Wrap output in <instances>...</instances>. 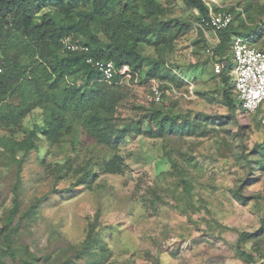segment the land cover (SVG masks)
<instances>
[{"label": "trees", "instance_id": "trees-1", "mask_svg": "<svg viewBox=\"0 0 264 264\" xmlns=\"http://www.w3.org/2000/svg\"><path fill=\"white\" fill-rule=\"evenodd\" d=\"M184 2L198 11L197 26H205L203 20L209 17V7L202 0ZM240 4L245 5V15L242 9H237L239 5L219 8L213 4L216 12H230L234 19L227 27L216 30L219 41L212 47L210 57L203 63L190 65L198 69L212 61L224 64L211 75L214 80L220 78L223 88L196 89L191 94L192 83L178 71L183 66L173 59L170 61L169 57L177 56L178 39L193 23L170 17L161 0H0V65L3 68L0 74V166L5 167L7 177L14 175L10 185L12 203L4 208L1 217L0 264H102L110 254L98 225L100 211L89 221L84 240L77 245L70 244V254L64 250L36 253L22 242V230L39 218L47 200L44 196L26 206L22 203V171L33 151L37 152L39 163L49 165L54 172L55 184L76 174L78 181L74 186L86 184L90 188L98 174L117 175L128 168L119 148L131 132L165 143L164 139L170 137L205 136L219 129L213 128L216 116L193 108L178 109L180 100L177 99L168 104V95L178 91L185 98L193 95L212 105L221 103L230 112L225 116L227 120H233L240 108L242 113L254 116L257 125H264V117L259 119V113H245L235 82L231 85L232 76L226 72L233 56L234 37L251 36V44L256 45L264 34L262 23L251 24L257 12L263 10L262 5L255 0H240ZM198 29L199 35L193 44L201 49L209 44L204 30L199 26ZM67 36L79 39L89 50L66 49L63 39ZM150 49L157 53L148 54ZM193 52L197 54L196 50ZM90 58L113 61L117 70L127 64L130 77L118 73L109 82L89 62ZM137 80L149 83L150 105L141 107L144 112L138 120L131 118L122 123L121 105L128 98V85ZM154 80L162 83L164 92L160 101L152 97ZM36 110L39 114L33 115ZM29 116L32 126L26 127L24 122ZM83 138L84 142L100 148L95 160H85L79 170L75 158L68 153L62 159L47 161L53 149L65 146L76 152ZM162 149L161 159L173 166L176 162L173 150L167 144L165 147L163 144ZM253 155L255 160L250 158ZM245 159L251 168L258 164L263 170L264 142L247 152ZM184 162L190 164L187 159ZM183 182L192 189L188 179L183 178ZM65 190L73 192L70 187ZM231 191L243 205L264 200V193L246 194L243 186ZM76 196L71 194L70 198ZM263 233L264 217L256 233L242 232L236 243V254L247 263L264 264L245 247Z\"/></svg>", "mask_w": 264, "mask_h": 264}, {"label": "rangeland", "instance_id": "rangeland-1", "mask_svg": "<svg viewBox=\"0 0 264 264\" xmlns=\"http://www.w3.org/2000/svg\"><path fill=\"white\" fill-rule=\"evenodd\" d=\"M161 1L170 17L193 23L178 39L177 56L169 57L170 61L183 66L178 71L194 85V91L222 89L220 78H211L218 62L212 61L205 68L190 67L207 60L216 45L207 40V47L197 49L193 44L200 31L195 19L198 11L184 0ZM255 1L263 10L254 12L256 20L251 24L262 23L264 30V0ZM214 3L219 8L239 5L237 9H242L245 15V5L240 0ZM208 33L212 40L216 39L217 34ZM256 47L264 48V34ZM208 48L211 52H207ZM147 53L154 55L157 51L150 49ZM235 67L232 56L226 69L232 76L231 85L235 82ZM127 90L128 98L121 105L122 123L131 118L138 120L144 112L141 107L150 105L149 83L137 80ZM178 92L168 95V104L177 99L178 109L193 108L216 116L213 128L219 129L205 136L170 137L164 139L165 143L131 132L119 148L128 168L117 175L98 174L90 188L86 184L74 186L78 181L76 174L55 184L54 172L49 165H41L37 152L33 151L22 171V203L26 206L44 196L47 200L39 218L22 230V242L36 253L64 250L70 254V244L84 240L89 221L100 211L98 225L110 251L102 264H250L236 254V243L242 232L256 233L262 227L264 200L243 205L234 198L231 189L243 186L246 194L264 193V169L258 164L251 168L245 159L247 152L264 142V125H257L255 117L242 113L240 108L233 120H227L225 116L230 112L221 103L212 105L193 95L185 98ZM38 114L36 110L33 115ZM24 125L32 126L31 116ZM84 141L85 138L76 152L65 146L53 149L47 161L62 159L68 153L75 158L79 170L85 160H95L100 154L97 145ZM163 144L174 148L173 166L161 159ZM253 157L250 158L255 160ZM7 175L5 167L0 166V224L4 208L10 207L13 199L10 185L14 175ZM183 178L189 180L192 189L187 188ZM67 187L73 192H67ZM71 194L77 196L70 198ZM245 247L259 263H264V233Z\"/></svg>", "mask_w": 264, "mask_h": 264}, {"label": "built area", "instance_id": "built-area-1", "mask_svg": "<svg viewBox=\"0 0 264 264\" xmlns=\"http://www.w3.org/2000/svg\"><path fill=\"white\" fill-rule=\"evenodd\" d=\"M209 7V17L205 22V26L198 24L205 32L206 38L212 45L218 43L219 38L212 40L209 31L216 34V30L222 29L230 25L234 19L230 12H216L213 3L216 0H202ZM211 30H210V29ZM251 36L244 37L237 35L233 39L232 51L236 67L235 74V89L242 102V108L247 114L259 113V119L264 117V49L257 48L251 44ZM63 43L68 50L72 51H88L89 47L83 44L79 39H74L73 36H67L63 39ZM207 52H211L208 48ZM98 68L105 80L111 82L116 74H121L125 78L130 77L129 65L125 64L121 69L117 70L113 61L93 60L89 59ZM224 64L217 63L216 71H220ZM3 68L0 65V74ZM152 97L156 101H160L163 95L162 83L154 80L151 85ZM194 87L191 84L190 93L193 94Z\"/></svg>", "mask_w": 264, "mask_h": 264}, {"label": "crops", "instance_id": "crops-1", "mask_svg": "<svg viewBox=\"0 0 264 264\" xmlns=\"http://www.w3.org/2000/svg\"><path fill=\"white\" fill-rule=\"evenodd\" d=\"M234 72V71H233Z\"/></svg>", "mask_w": 264, "mask_h": 264}]
</instances>
